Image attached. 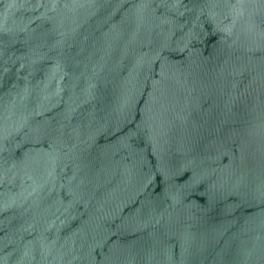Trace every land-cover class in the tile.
Returning a JSON list of instances; mask_svg holds the SVG:
<instances>
[{
    "label": "water",
    "instance_id": "95a60500",
    "mask_svg": "<svg viewBox=\"0 0 264 264\" xmlns=\"http://www.w3.org/2000/svg\"><path fill=\"white\" fill-rule=\"evenodd\" d=\"M0 264H264V0H0Z\"/></svg>",
    "mask_w": 264,
    "mask_h": 264
}]
</instances>
